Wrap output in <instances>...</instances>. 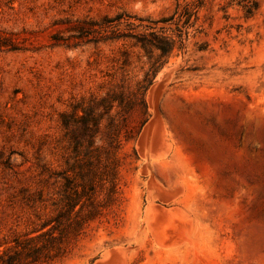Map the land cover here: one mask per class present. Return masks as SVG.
Returning a JSON list of instances; mask_svg holds the SVG:
<instances>
[{
  "label": "rangeland",
  "instance_id": "1",
  "mask_svg": "<svg viewBox=\"0 0 264 264\" xmlns=\"http://www.w3.org/2000/svg\"><path fill=\"white\" fill-rule=\"evenodd\" d=\"M226 1L214 0L203 32L157 74L135 140L136 115L116 116L115 196L43 264H264V0L250 18L237 4L220 9ZM176 3L0 0V237L32 229L38 192L59 185L49 175L77 166L61 113L111 82L133 88L149 66L127 44L122 68L124 45L86 42L75 21L121 11L159 19Z\"/></svg>",
  "mask_w": 264,
  "mask_h": 264
},
{
  "label": "trees",
  "instance_id": "2",
  "mask_svg": "<svg viewBox=\"0 0 264 264\" xmlns=\"http://www.w3.org/2000/svg\"><path fill=\"white\" fill-rule=\"evenodd\" d=\"M176 2L174 11L159 19L121 11L100 19L75 21L73 30L82 36H92L86 42L122 43L124 48L116 57L118 62L122 61V68L130 64L127 44L139 48L149 66L133 88L123 82H111L103 95L82 97L71 103V110L61 113L63 127L74 132L77 166L49 175L59 185L52 191L38 192L33 203L32 229L12 238L0 237V264H43L61 258L70 238L80 235L85 225L98 218L114 198L121 165L122 125L116 116L122 111L136 115V126L127 137L135 140L149 119L146 95L157 74L173 55L186 51L191 37L203 32L206 21L213 15L214 0ZM235 4L246 18L259 9L258 0H227L220 9L227 11ZM202 10L206 11L203 15ZM0 42L2 46L4 41ZM97 139L107 144L93 151L90 147ZM104 190L105 197L100 201L98 197Z\"/></svg>",
  "mask_w": 264,
  "mask_h": 264
},
{
  "label": "bare ground",
  "instance_id": "3",
  "mask_svg": "<svg viewBox=\"0 0 264 264\" xmlns=\"http://www.w3.org/2000/svg\"><path fill=\"white\" fill-rule=\"evenodd\" d=\"M159 88H160V85H156V86H153L152 88H151V90H150V93H151V95H155V94H157L158 93V90H159ZM152 122H150L146 127H145V129H144V132H143V135L142 136H146V134L150 131V129L152 128ZM161 207H163V206H161ZM148 233V232H147ZM117 254V253H116ZM110 257H112V256H110ZM114 258V257H113ZM119 258V257H118ZM112 259V258H111ZM123 259V258H122ZM113 260V259H112ZM114 261V260H113ZM119 262V261H118ZM118 262H116V263H118ZM123 261L121 260V262L120 263H122ZM105 264V263H104Z\"/></svg>",
  "mask_w": 264,
  "mask_h": 264
}]
</instances>
